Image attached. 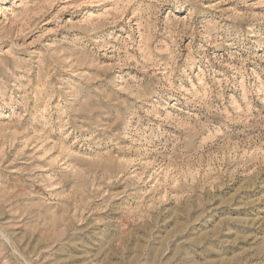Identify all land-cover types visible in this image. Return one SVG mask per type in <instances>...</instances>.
I'll use <instances>...</instances> for the list:
<instances>
[{
  "label": "clouds",
  "instance_id": "obj_1",
  "mask_svg": "<svg viewBox=\"0 0 264 264\" xmlns=\"http://www.w3.org/2000/svg\"><path fill=\"white\" fill-rule=\"evenodd\" d=\"M0 264H264V0H0Z\"/></svg>",
  "mask_w": 264,
  "mask_h": 264
}]
</instances>
